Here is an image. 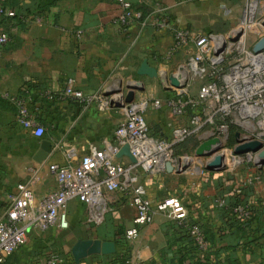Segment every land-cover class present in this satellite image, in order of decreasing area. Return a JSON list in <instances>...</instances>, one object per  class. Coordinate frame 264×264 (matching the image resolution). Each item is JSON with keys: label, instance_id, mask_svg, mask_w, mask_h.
<instances>
[{"label": "crops", "instance_id": "crops-1", "mask_svg": "<svg viewBox=\"0 0 264 264\" xmlns=\"http://www.w3.org/2000/svg\"><path fill=\"white\" fill-rule=\"evenodd\" d=\"M127 1L143 18L161 10L170 20L178 19L179 25L190 31L217 34L232 27L227 18L219 20L218 10L237 2ZM2 6L13 16L0 17V31L9 37L8 43L0 47V216L7 207L8 195L27 181L31 167L39 169L34 186L36 194L42 197L55 191V180L48 174V166L66 164L70 155L77 152L71 147L73 149L66 154H60L54 142H100L104 146L115 143L114 124L99 121L103 117H97L96 105L80 107L75 101H66L65 97L52 101L47 99L46 93L61 95L67 79L73 80L74 89L102 97L118 88H122L125 95L129 91L126 86L132 83L144 87L140 80L147 77L137 75L140 64L146 60L150 66L162 69V57L172 37L171 30L157 32L150 22L134 21L126 29L118 28L114 21L119 11L113 0H3ZM223 13L229 14V11ZM154 55L158 57L156 61L152 59ZM180 56L185 55L176 54L165 70L169 72ZM25 90L32 94L36 120L44 128L41 138H35L16 123L14 108L5 101L6 97ZM144 93L136 92V98L148 97ZM104 98L119 101L118 95ZM155 112L160 117L159 127L169 130V123L174 127L179 125L165 107ZM44 140L50 142L52 151L44 161L37 163L35 154ZM232 171H208L194 185L183 182L180 177L184 174L174 173L157 175L160 178L151 183L154 190L148 193L151 202L175 196L172 194L175 186L173 190L179 192L176 196L188 208L190 220L202 228L209 248L199 264H264V167L259 170L260 180L252 184L248 182L258 172L255 167ZM218 199L223 201V212L216 207ZM126 202L119 192L108 193L104 225L90 230L74 225L75 216L79 217L87 209L76 201L70 202L67 207L69 232L75 240L65 247L66 242L59 235L61 230L51 228L50 236L45 239L49 244L40 255L45 257L46 254L47 258L54 255L49 264H115L116 255L124 254L125 264H183L184 260L196 257L189 238L162 215L140 227L136 240H126L124 232L132 227L135 216V210L126 207ZM234 204L247 207L251 213L248 226H241L243 219L229 211ZM38 233L44 232L31 230L28 237ZM94 240L113 243L114 252L75 261L74 245ZM23 247L3 264H22L24 256L19 251Z\"/></svg>", "mask_w": 264, "mask_h": 264}, {"label": "built area", "instance_id": "built-area-1", "mask_svg": "<svg viewBox=\"0 0 264 264\" xmlns=\"http://www.w3.org/2000/svg\"><path fill=\"white\" fill-rule=\"evenodd\" d=\"M113 1L119 11L114 22L120 29H126L134 21H142L143 24L150 22L157 32L171 30V42L162 57L164 67L158 66L156 70L163 87L175 92L174 97L162 103L146 96L136 98V92L140 91H133L131 103H125L123 97H119L118 102L111 104L100 94L86 95L74 89L72 79L66 80L67 85L61 95L46 93L48 100L65 97L81 107L93 103L108 108L122 107L124 118L115 132V147L111 151L90 146L78 162H72L73 155H70L66 164L48 166L47 172L55 180V191L39 197L34 188L39 169H28L27 181L8 195L7 207L0 216V264L26 244L31 230L67 229V207L72 201L86 207L90 221L100 222L106 212L107 194L110 192L122 194L135 210L132 227L124 235L128 241L136 240L139 228L151 224L157 215L185 225L189 212L182 200L168 196L151 202L141 178L143 172L185 175L189 171V162L200 166L204 158L212 155L210 160H206V165L216 163V170L220 168V171L214 172L252 166L258 172L248 183L260 180L259 170L264 167V49L254 53L253 47L264 40V0H244L237 23L223 34L190 31L180 26L178 19L170 20L161 10L142 19L141 12L131 7L127 0ZM2 3L0 0V17L13 16L12 12H5ZM8 40V34L0 31V47ZM178 53H184L185 61L177 64L168 76L165 67L170 66ZM152 59L156 61L157 55ZM170 78H174L180 87L171 86ZM190 80H200L193 95L187 94ZM5 101L14 108L16 123L23 130L35 138L44 135V128L38 124L34 114L31 93L25 90L6 97ZM162 107L179 122L176 127L168 124L171 145L193 141L192 158L186 160V165L178 167L164 151L163 143L150 135L146 111H160ZM212 139L216 144L211 148L217 147V150L209 156H195L196 148ZM229 142L231 147L223 148ZM254 142L261 144L257 151L234 153L236 148ZM124 146L128 147L134 163L126 156L116 158ZM219 151L222 153L217 154ZM217 155L221 159L214 162ZM167 167H171L170 172ZM215 204L221 206L223 201L218 199ZM234 214L243 220L250 215L245 206H238ZM187 230L202 256L208 251L209 243L196 223L189 224Z\"/></svg>", "mask_w": 264, "mask_h": 264}, {"label": "rangeland", "instance_id": "rangeland-1", "mask_svg": "<svg viewBox=\"0 0 264 264\" xmlns=\"http://www.w3.org/2000/svg\"><path fill=\"white\" fill-rule=\"evenodd\" d=\"M244 0H237V2L229 5L226 7V9H222V10H218V12L220 13L218 16L219 20L220 18H227V20H229V22H231V25H235L237 23L239 14H240V9H242L240 6L243 4ZM228 10L229 14H225L224 15V11ZM185 56H180L178 58V62L175 63V65L172 67V72L174 71V68L177 64H183L185 61ZM171 70L169 72H171ZM167 73L168 76H170V73ZM174 79V78H173ZM143 84H144V91L145 93L148 95V97L152 98V99H156L159 100L160 102L165 101L166 99H170V97H174V93L173 92H168L167 90H165V88L163 87V83H162V78L160 76H158V78L156 79H148V78H142L140 80ZM164 82V81H163ZM168 85V84H167ZM187 85V83L185 84ZM189 87L186 88L187 90V94H195L196 90L199 88L200 85V80H190L189 81ZM144 93V94H145ZM145 94V95H146ZM117 97V96H116ZM94 105H96L95 107L96 109V115L97 117H103V119H99V121H102L104 123L111 121L114 125L112 134H114L118 128V126L122 123L123 121V110L122 107L110 110V108L105 107V106H101L98 103H93ZM92 104V105H93ZM104 116H107V119H105ZM160 117L157 116V113L154 110H147L146 111V122L149 126V130H150V135L154 138H158V142L163 143V145L166 147V149L164 150L171 159L175 160L176 164L178 165V167H180V165L184 164V161H190L192 158V151H193V143H184V144H173L171 145L172 139L170 138V134L168 133L170 131V128H168L169 130H167L164 127H159V121ZM104 130L105 127H104ZM161 132V135H160ZM98 139L102 138V137H97ZM92 139V138H91ZM231 142L225 144L223 146V148H227L229 149L231 147ZM54 146L56 147V150L58 151V153L63 154V153H67L70 151V149H75V151L77 152V155H73V158H71L70 160L72 162H78L81 158V156L86 152V150L90 147V146H94L97 147L100 150L103 151H111L113 147H115V143L114 144H109L104 146L103 143L100 142H85V143H69V142H54ZM77 148H75V147ZM79 146V147H78ZM73 147V148H71ZM217 154H221L222 151L216 152ZM215 154V153H214ZM212 156V155H211ZM210 156V157H211ZM204 158V160H202L200 162V166L199 165H194L193 163L189 162V171L181 176L180 178L183 180V182L187 185H194L196 184L200 177H202V175H205L206 172H208V170H206V160H210L209 158ZM218 158H215V160H218ZM209 163V162H208ZM186 165V163H185ZM216 165V164H214ZM197 167L199 168V171H197ZM242 168V166L240 167H236L235 169H233L232 172H235L236 169H240ZM195 169V170H194ZM162 173H149V172H143L142 173V180L145 182V189L147 194L148 193H153V185L151 183L154 182V180H157L160 177H157V175H160ZM156 177V178H155ZM183 177V178H182ZM174 184H176L177 182L174 181ZM173 187V186H172ZM175 187V186H174ZM173 187V188H174ZM172 188V194L173 195H177L179 192H177V190H173ZM126 207L132 208V206L129 204V202H126L125 204ZM107 210H108V205H107V209L106 212H104L103 217L101 219L100 222H95V221H90L87 215V211H82L80 213V216L77 217L75 216L74 218V225L78 226V227H86V229H93L94 227H98V226H102L104 225V220L106 218L107 215ZM69 221V219H68ZM106 222V221H105ZM70 222H68V227L67 229H59L61 231H59V235L61 240H64L66 242V245H64L65 247L68 246V244L72 243L73 240H75V238H73V236L71 235V232H69V228H70ZM73 225V226H74ZM74 226V227H75ZM100 228V227H99ZM50 230L48 231H44V233H38L37 235L32 234L30 237H27V242L24 245V247L22 248V252L21 255H23L24 257V262L22 264H49L50 259L52 257H55L54 255L51 257L49 256L47 258L46 254L45 257H42L40 254L43 250L46 249V246H48L49 243L45 242V239L47 237L50 236L49 233ZM71 235L70 237H68V235ZM73 234V233H72ZM83 236V234H82ZM43 241V242H42ZM70 242V243H68Z\"/></svg>", "mask_w": 264, "mask_h": 264}, {"label": "water", "instance_id": "water-1", "mask_svg": "<svg viewBox=\"0 0 264 264\" xmlns=\"http://www.w3.org/2000/svg\"><path fill=\"white\" fill-rule=\"evenodd\" d=\"M263 49H264V40H261L258 44H256L253 47V52L257 53ZM137 75L147 77L149 79L158 78V72H157L156 68L150 66L146 60H143L142 63L140 64V66L137 70ZM169 81H170L171 86H173L175 88L180 87L175 79L170 78ZM126 89H128L129 91L125 95L123 94L122 88H118L114 92L104 94L103 97L104 96L108 97V96H112V95H118L120 98L123 97L125 103H131L133 100V97H134L133 91H144V87L140 83H135L134 86H132V85L126 86ZM114 101L115 100H110V103L112 104ZM214 144H216V140H214V139L203 142L202 144H200L196 148L195 156H197V157L209 156L213 151L217 150V147L211 148V146ZM260 148H261V144L254 142L252 144H248V145L236 148L234 150V153L235 154H242V153H245L248 151L255 152ZM51 151H52V148H51L50 142L45 141V140L42 141L40 144L39 150L35 154L34 160L37 163H41L42 161H44L48 157V155L51 153ZM122 156L128 157L132 163L135 162L134 158L130 155L127 146L120 148L116 154V158H121ZM220 159H221V157L218 160H220ZM214 162H216V160ZM206 170H208V171L216 170V165H214L213 163L208 164V165H206ZM167 171L170 172L171 167H167ZM216 171H220V168L219 169L217 168ZM113 252H114V244L113 243H111V242H102L101 243L100 241H97V240L80 241V242H77L74 245V247L72 248V256H73L75 261H79L80 259H83V258L90 256V255H95V254L108 255V254H112Z\"/></svg>", "mask_w": 264, "mask_h": 264}, {"label": "trees", "instance_id": "trees-1", "mask_svg": "<svg viewBox=\"0 0 264 264\" xmlns=\"http://www.w3.org/2000/svg\"><path fill=\"white\" fill-rule=\"evenodd\" d=\"M143 15V14H142ZM142 19H143V16H142ZM66 99V101H68L69 100V98H65ZM54 100H57L56 98L54 99ZM71 100V99H70ZM53 101V100H52ZM72 101V100H71ZM80 106V105H79ZM81 107V106H80ZM193 143V141L192 140H188V141H186V142H184L185 144L186 143ZM183 143V144H184ZM225 204V203H224ZM238 206H241L240 204H234V205H232V206H230L229 207V211L232 213V214H234V210L238 207ZM217 207V209L219 210V211H222L223 212V207L224 206H216ZM249 218L248 219H244V220H242L241 221V223H242V225L241 226H243V225H245V226H248L247 224L250 222V220H251V213L249 212ZM170 222H174V221H170ZM192 223H195V222H192L191 220H190V218L188 217L187 219H186V221H185V225L184 224H177L176 222H174V224H175V226H176V228L178 229V230H180L182 233H184L188 238H189V241H190V246H191V251H192V253L194 254H196V257H195V255H194V259H186V260H184V262H183V264H186V261H188V263L187 264H199V262H200V260L199 259H201L202 257H205V255H206V253H204L202 256H199L198 254V252H197V249H196V247L194 246V244H193V241H192V239H191V237H190V235L188 234V230H187V227H188V225L189 224H192ZM197 224V223H196ZM198 226H199V228H200V230H201V233H202V236H203V238L208 242V239L206 238V236H205V234H204V232H203V230H202V228L200 227V225L199 224H197ZM124 235H125V232H124ZM209 243V242H208ZM116 259H115V264H125L126 262H127V259H126V254H124V255H116ZM7 260V259H6ZM5 260V261H6ZM192 260H194V262L192 261Z\"/></svg>", "mask_w": 264, "mask_h": 264}, {"label": "bare ground", "instance_id": "bare-ground-1", "mask_svg": "<svg viewBox=\"0 0 264 264\" xmlns=\"http://www.w3.org/2000/svg\"><path fill=\"white\" fill-rule=\"evenodd\" d=\"M135 85V83H132V86H134ZM219 157V155H217L216 156V158H218ZM218 160H216V162H217ZM185 163H186V161H184V164L183 165H185ZM214 164H216V163H214Z\"/></svg>", "mask_w": 264, "mask_h": 264}]
</instances>
